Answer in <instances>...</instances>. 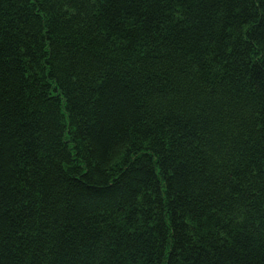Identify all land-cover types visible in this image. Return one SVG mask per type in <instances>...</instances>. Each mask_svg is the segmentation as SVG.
<instances>
[{
    "label": "trees",
    "instance_id": "1",
    "mask_svg": "<svg viewBox=\"0 0 264 264\" xmlns=\"http://www.w3.org/2000/svg\"><path fill=\"white\" fill-rule=\"evenodd\" d=\"M0 264H264V0H0Z\"/></svg>",
    "mask_w": 264,
    "mask_h": 264
}]
</instances>
